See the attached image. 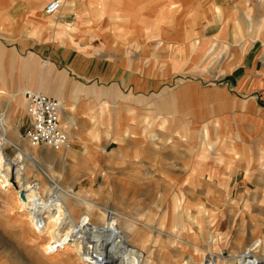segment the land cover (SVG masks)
Wrapping results in <instances>:
<instances>
[{
	"label": "crops",
	"instance_id": "crops-1",
	"mask_svg": "<svg viewBox=\"0 0 264 264\" xmlns=\"http://www.w3.org/2000/svg\"><path fill=\"white\" fill-rule=\"evenodd\" d=\"M47 1L0 0V63L19 65L29 76L13 82L0 68L4 82L0 80V94L11 87L44 89L65 103L60 121L70 122L68 113L74 104V114L85 121L84 125L90 123L84 112L93 115L109 104L117 120L124 110L134 111L126 103L129 96H139L143 111L155 110L154 116L141 113L143 118L145 114L160 118L161 113L173 112L172 119L184 121L191 130L203 122L219 121L209 131L219 150L215 156H207L205 167L220 168L224 175L229 167V178L241 173L245 181L250 174H244L247 166L262 168L264 0H61L56 14L44 11ZM237 18H242L241 22ZM85 41L91 47L83 50ZM119 46L128 50V57L119 54ZM202 46L204 51H200ZM139 52L141 57L152 58V63L144 60L134 64L133 57ZM210 54L202 67V56ZM17 91L5 103L2 113L6 117L13 106L26 110L24 91ZM166 96L173 99L168 113L161 107ZM90 118L97 125L101 116ZM87 130L90 128L81 127L75 132L89 135ZM141 136L147 140L149 133L142 130ZM23 146L38 171L34 180H39L41 195L45 190L41 177L49 182L50 191H44L47 199L42 197L49 200L53 193L65 206V187L73 185L64 186L53 175L47 163L55 155H44L49 147L31 148L19 142L13 147L17 153L24 152ZM233 150L238 155L231 157ZM42 153L45 161L40 160ZM59 161H65V150ZM15 164H11L14 170ZM42 165L54 181L40 171ZM25 180L34 182L28 176ZM53 182L59 187L56 191ZM262 183L259 179L246 183L252 184L257 200L262 192L264 196Z\"/></svg>",
	"mask_w": 264,
	"mask_h": 264
},
{
	"label": "rangeland",
	"instance_id": "rangeland-1",
	"mask_svg": "<svg viewBox=\"0 0 264 264\" xmlns=\"http://www.w3.org/2000/svg\"><path fill=\"white\" fill-rule=\"evenodd\" d=\"M240 19L237 18L239 22ZM251 25H255L254 20ZM250 35L252 36L253 33ZM111 43L113 46L116 45V41ZM84 44L83 50L91 47L89 42L85 41ZM202 47L204 49L200 48V51L205 50V47ZM117 50L119 54L123 53L122 56H129L124 46L117 47ZM140 54L141 52L133 57L134 64L142 63L144 60L152 63V58L147 59ZM196 56H200V53ZM210 56L211 54L202 56V67L206 66ZM0 68L2 73L6 72L7 78L13 82L17 79L24 81L29 77L25 75L27 71H23L19 65L12 67L11 63L6 62L0 63ZM14 68L17 72L15 74ZM1 76L0 74L2 81ZM21 89L25 92L31 87H11L9 92L0 94V114L3 115L6 101ZM32 90L40 91L34 88ZM43 91L45 93L44 89ZM170 97L166 96L163 98V104L161 103V107L165 106L166 113L173 102ZM22 98L26 104L25 112L13 106L8 108L9 120L5 114L4 119L12 124L11 128V124L9 126V136H15L17 143L34 148L36 147L34 144L22 137L24 129L29 125L24 93ZM127 101L126 103L131 105L129 107H133L134 111L124 110L116 120L110 105L107 104L108 107L103 111L98 110L93 115L90 111L84 112L88 113L87 118L90 121L85 125V121L78 119L74 114L77 107L73 104V109L68 113L70 122L61 120L69 133V145L44 151V155L47 152L55 155L48 162L49 164L47 163L53 175L64 186L73 185L75 189L69 187L74 191H80L81 196L93 203L107 205L109 210L126 213L139 221L136 224L137 230L144 231L146 241L141 242L134 253L137 252V255L141 256L144 264H205L204 260L207 257H201L200 254L193 255L191 251L193 248L191 246L189 248V245L186 248L177 241L171 243L168 233L174 229L176 234H183L187 240L191 239V242L193 240L203 243V235L208 232V225L212 219L214 223L219 221L214 234L217 249L219 248L217 252L222 258L230 261L231 255L236 251L251 249H255L259 255L264 253L263 192L257 200V193L251 189L252 184H246L258 179L264 182V150L260 151L262 168L249 169L247 166L244 169L245 175L250 171L248 181L243 180L241 173H233L234 175L229 178L230 175L227 174L231 171L229 167L225 168L227 172L225 175L220 168L205 167L207 156L213 157L219 150L218 144L212 140L213 135L209 134L210 127L219 123L218 120L210 124L203 122L191 130L184 121L173 120V112L169 115L164 114V118L163 113L160 114L162 115L160 118H157L159 115L149 118L146 114L143 118L140 116L141 113L147 112L150 116H154L155 110L151 108L143 111L142 98L139 96H129ZM61 104L63 108L65 103L61 102ZM109 112L111 114H108ZM99 116H101L99 123L93 125L90 117ZM81 127L90 128L87 130L89 135H76L78 132L75 131ZM142 130L149 133L147 140L141 136ZM205 130L208 131L207 135L204 134ZM80 149L82 151H79ZM64 150L65 161L62 163L59 161V156L63 155ZM74 150L79 152L76 153ZM4 151L8 157H13L17 149L8 145ZM230 153L231 157L238 155L235 150ZM196 157H198L197 161ZM40 160H44L43 153ZM247 162L250 164L249 161ZM211 172L214 175H211ZM37 176V169L31 167L28 179L35 181ZM13 179L11 178L12 181ZM41 182L45 190L50 191L49 182L42 177ZM261 185L264 187V183ZM16 190L12 185L8 195L0 193V264H81L75 253L64 249V245L53 247L46 255L43 254L42 246L46 238L32 230L33 227L24 210L14 207V202L19 198ZM45 190L42 194L44 197L47 196ZM176 192L182 193L180 205L179 202H174ZM12 199L14 201H10ZM81 203L72 198H65V206L73 209L72 213L76 218L80 212L86 211L85 205ZM93 221L100 223L101 220L95 217ZM144 224L154 228L161 227L162 232L160 234L152 232L144 227ZM184 229L186 235L182 232ZM129 235L132 238L137 237L135 233Z\"/></svg>",
	"mask_w": 264,
	"mask_h": 264
},
{
	"label": "bare ground",
	"instance_id": "bare-ground-1",
	"mask_svg": "<svg viewBox=\"0 0 264 264\" xmlns=\"http://www.w3.org/2000/svg\"><path fill=\"white\" fill-rule=\"evenodd\" d=\"M9 126L4 115L0 114V193L8 195L12 185L17 189L16 194L19 198L14 202V207L21 211L24 210L33 227L32 230L46 238V242L42 246L43 254L46 255L54 246L64 245V249L75 253L81 264H91L87 260L89 259L88 253L92 256L93 254L100 256L103 263L106 264H144L141 256L137 255V252L134 253L140 247L139 244L146 241L144 231L137 230L136 224L139 221L126 213L109 210L107 205L93 203L88 198L81 196L80 191H74L69 186L65 187V198H72L78 203L82 202L81 204L86 207V211L80 212L77 218L72 213L73 209L64 206L61 199L55 194L51 193L49 200H45L47 197L45 196L44 199L41 195L39 180H35L32 184L25 180L29 173L28 167L33 166L32 162L30 163L31 156L26 151V147L23 146L24 152L18 151L14 157H7L5 154L6 146L17 144V139L8 134ZM13 162L16 163L15 170L11 165L14 164ZM38 168L48 179L53 180L52 174L43 165ZM11 178H14L13 181ZM56 184H53L55 191L59 189ZM181 194V192H176L174 195V202H179V205L181 204ZM197 215L202 216L201 214ZM95 217L101 220L100 223L93 221ZM214 222L213 219L210 220L208 232L203 235V243L193 240L191 242V239L187 240L183 234H176L174 229L168 233V236L171 243L177 241L183 247L188 248V245L189 248L192 247L193 255L200 254L201 257H207L204 260L205 264H264V253L259 255L255 249L236 251L231 255L230 261L222 258V255L217 252L219 248L217 249L216 235L214 234L219 221ZM144 227L157 234L162 232L161 227L154 228L147 224H144ZM182 232H185L186 235L185 229ZM129 233H135L137 237L132 238Z\"/></svg>",
	"mask_w": 264,
	"mask_h": 264
},
{
	"label": "built area",
	"instance_id": "built-area-1",
	"mask_svg": "<svg viewBox=\"0 0 264 264\" xmlns=\"http://www.w3.org/2000/svg\"><path fill=\"white\" fill-rule=\"evenodd\" d=\"M61 0H48L44 5V11L52 14L61 7ZM27 110L29 125L22 137L40 147L64 148L69 145V133L60 121L62 109L61 101L51 97L42 91L26 89ZM56 247V246H54ZM89 256L91 264H106L100 256ZM91 256V257H90Z\"/></svg>",
	"mask_w": 264,
	"mask_h": 264
},
{
	"label": "water",
	"instance_id": "water-1",
	"mask_svg": "<svg viewBox=\"0 0 264 264\" xmlns=\"http://www.w3.org/2000/svg\"><path fill=\"white\" fill-rule=\"evenodd\" d=\"M21 193L23 194V191Z\"/></svg>",
	"mask_w": 264,
	"mask_h": 264
}]
</instances>
